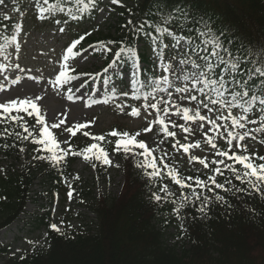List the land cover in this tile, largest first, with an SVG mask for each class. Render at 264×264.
Here are the masks:
<instances>
[{"label":"trees","instance_id":"1","mask_svg":"<svg viewBox=\"0 0 264 264\" xmlns=\"http://www.w3.org/2000/svg\"><path fill=\"white\" fill-rule=\"evenodd\" d=\"M53 2L58 7L70 4L73 11L77 8L83 10V18L80 19L78 13V18L70 19L68 26L86 20L93 21L96 17L95 9L103 5L104 0H95V6L91 3H77V0ZM185 2L194 14L210 17L216 28L234 35L238 45L243 44L246 52L264 51V0ZM120 3L122 6H114L117 16L108 31L90 35L85 31L73 33V40L84 37L77 45L75 55L88 45H95L100 49L108 45L113 52L101 56L106 65L121 41L131 43V33L122 26L129 19L133 22L140 19L152 0H120ZM51 22L56 24L54 20ZM21 24L17 18L5 19V16L0 15V53L15 43L17 35L22 31ZM112 41L116 44H111ZM149 52H152L150 42L145 41L138 49L137 60L148 64ZM121 62L126 66L131 65L126 59ZM143 76L152 78L151 72L145 69ZM27 121L31 123V118L28 117ZM14 127L0 123V153L20 157V149L25 147L28 139H21L24 135L18 136ZM114 131L135 135L120 128ZM109 133L111 132L101 135L104 137L103 141L95 140V143L108 155L118 158L122 164L120 173L123 184L118 194L93 196L73 175L72 166L79 156L68 155L59 165L54 166L48 160L34 158L47 155L37 152L35 146L30 147V165L22 166L19 171L0 173V230L24 214L37 180H40L43 187L48 186L51 190L72 188L78 197V204L94 216L91 222L82 223L78 228L69 227L70 224L65 223L60 228L62 235L51 229L53 223L48 212L36 215L33 217L35 227H43L46 231L45 248H33L19 258L9 257L5 264H264V198L256 193L233 194L216 189V193L224 196L231 207L216 201L212 193L206 192L212 197L207 216H202L193 205L188 204L181 210V218L178 219L173 212L177 206L173 201L178 200L181 189L167 174L168 169L160 163L161 160H155L160 175L150 178L145 172L150 173L151 168L137 167L145 162V158L131 154L126 156L123 151H115L116 140L123 137H113ZM136 139L141 141L140 136ZM163 161L168 165V161ZM168 168H171L170 165ZM177 174L181 178L199 176L206 180L212 173L179 171ZM225 177L232 179L236 187L247 188V184L242 185L227 170L223 176L217 177V182L223 183ZM164 185L173 194L167 199H163L165 194L160 192ZM183 191L187 194L190 189ZM153 193L161 195L162 200L155 201ZM170 210V220L161 223L164 219L161 216ZM166 226L174 228L180 239L179 246L169 247L165 244ZM0 252L4 251L0 249Z\"/></svg>","mask_w":264,"mask_h":264},{"label":"snow or ice","instance_id":"2","mask_svg":"<svg viewBox=\"0 0 264 264\" xmlns=\"http://www.w3.org/2000/svg\"><path fill=\"white\" fill-rule=\"evenodd\" d=\"M4 2L5 0H0V5ZM111 2L117 4L119 0H111ZM77 3H91L95 6V0H77ZM78 13L79 18L82 19L83 10L81 8L73 11L70 4L58 7L53 0H42L37 18L54 20L57 25H67L70 19L78 18ZM5 19H9V17L5 16ZM122 27L128 28L131 33V43L120 42L119 48L114 52L112 62L104 71L108 72L109 69H113L121 60L126 59L131 62L134 69L131 74L133 99H142L145 111L152 109L157 112L156 119L144 129V132H151L152 124H159L166 137L176 135L174 132L168 131V125L159 115L160 105L163 104L165 117L179 116L185 123L200 121L201 129L205 124L209 125L208 131L213 133V136H208L205 133V140L213 149H216L215 155L221 158L213 159L211 163L215 167L209 169V164L205 162V159L196 156L189 157L190 162L196 161L205 169L210 170L212 174L206 180H202L199 176L181 178L161 159L160 163L168 169L167 174L181 189L180 197L173 201L177 205L173 209L177 218H181L180 212L188 204L193 205L202 216H207L212 197L208 196L206 192L212 193L216 201L231 207L224 196L216 193V189L233 194L242 192L245 195H251L256 193L264 198V155L238 154L237 151H232L233 141H236L235 148L240 153H247V147L241 144V141L252 136L254 132H264V51L246 52L243 44L238 45L234 35H229L227 30L216 28L210 17L194 14L185 0H152L140 19L136 22L129 19L127 24ZM59 31L63 33L65 28L59 27ZM87 34L90 35V33ZM83 39L84 37L81 36L66 47V54L63 57L65 61L69 58L68 54L75 55L77 45ZM145 41L150 42L151 51L156 57L153 67L160 70L159 78H156L155 73L151 79L140 78L144 69L136 61L138 49ZM110 43L116 44L115 41ZM104 52L112 53L113 49L105 45ZM70 79L66 76L65 71L61 70L56 75L54 84L62 88ZM121 95L127 97L130 93L121 90ZM165 95L167 99L164 98ZM36 99L39 100L41 97L37 96ZM68 99L74 100V97L68 96ZM80 99H83V96ZM183 101H187L189 106H181ZM193 104L194 108L191 107ZM127 106L124 103L118 105L121 109ZM234 109L238 110L235 115L233 114ZM254 109L260 114L259 119L250 118ZM204 110L207 115L201 114ZM11 111H23L29 117L35 116V123L40 126L38 136H34L31 142L39 146L36 149L37 152L47 153V155L34 158L48 160L57 166L68 155L82 156L83 159L88 160L91 158L90 153L98 152L99 154L95 156L96 159L102 158L104 163H110L108 154L97 143L88 145L80 152L73 151L69 142L70 138L76 135L77 130L89 127V124H77L63 129L70 134V137L69 140L63 142L68 147L62 148L53 130L60 129L65 120L47 123L44 116L40 114L37 103L28 99L11 100L8 103L0 104V112ZM129 114L135 117L140 115V111L133 107ZM0 119L3 117L0 116ZM12 119L22 120L23 117L17 116ZM255 124H259L260 127H248V125ZM180 127L185 133L191 131V128L185 127L183 124ZM221 128L227 133L226 137L220 132ZM24 131L28 132V128L24 127ZM17 135L19 136V133ZM84 135L90 136L88 132H85ZM109 135L123 137V139L116 140L115 151H123L126 156L129 154L143 156L145 162L137 167L151 168L150 173L145 172L150 178L160 175L155 157L151 155L152 150L143 141L136 139L140 135L139 132L130 136L127 132L112 131ZM216 135L226 139L228 151H221L217 148L214 139ZM29 136H32L31 132H28L27 136H22L21 139L27 140ZM90 138L96 141L104 139L103 136H90ZM252 138L255 139L254 136ZM178 143L179 141H177ZM177 144H173L172 147L176 148ZM199 147V141L195 144L180 145L185 153H188L192 148ZM137 149L141 151L137 152ZM226 161H231V163H226ZM236 165L240 167L237 168ZM225 170L242 185L247 184V188L236 187L232 179L227 177L223 183L217 182V177L223 176ZM76 178L78 179V177ZM184 189H190V192L185 194ZM160 192L165 194L163 199L173 195L169 192L167 185L162 186ZM71 195L70 191L69 196L71 197ZM153 198L157 202L162 200L161 195L156 193H153ZM50 227L53 231L61 232V229L55 224ZM181 228L183 229V225ZM61 234L63 235L62 232Z\"/></svg>","mask_w":264,"mask_h":264},{"label":"rangeland","instance_id":"3","mask_svg":"<svg viewBox=\"0 0 264 264\" xmlns=\"http://www.w3.org/2000/svg\"><path fill=\"white\" fill-rule=\"evenodd\" d=\"M35 1L5 0L4 4L0 5L2 15L17 18L22 23V31L17 36L15 43L0 56V104L8 103L11 100L28 99L37 103L40 114L44 116L47 123L65 120L60 129L53 130L62 148L68 147L63 142L69 140L70 137V134L63 129L77 124H89V127L77 130L76 135L70 138L69 142L73 151L82 150L84 143L92 144L94 140L90 136H98L110 131L113 127H125L130 131H141L143 142L152 150V157L157 153L170 156L175 170L178 168L184 170L200 168L198 162L189 161L190 156H196L205 159V161L221 159L215 155L216 149H213L209 144L192 148L188 153L183 152L180 145L195 144L202 138L203 140L200 142H206L205 133L208 136H213V133L208 131L210 126L207 124L201 129L200 121L185 123L179 116L165 117L163 104L160 105L159 115L164 118L168 129L172 128L176 134L167 140L171 143V147L179 141L176 148L172 147L173 154L166 150V142L163 140L166 137H164L159 124H152V131L144 132V129L156 119L157 112L152 109L145 111L142 106L143 103L134 104L131 95V74L134 69L126 71L115 66L105 72L102 67V59L98 56L99 49L95 46L86 48L77 58L69 56L67 61L63 59L66 54L67 42L73 30H86L94 34L101 31L106 32L110 25H113L117 15L111 0H106L104 6L98 10L96 19L92 24L84 22L74 29L65 27L63 33L50 21L46 20L45 22L37 18V9L34 7ZM61 70H64L66 76L71 78L62 88L54 84L55 77ZM120 74L121 77L119 78ZM115 90L117 93L113 92ZM121 90L129 92L130 95L124 97L121 92L118 93ZM37 96L41 99L37 100ZM68 96H73L74 100H69ZM81 96L83 99H80ZM164 98L167 99V96L165 95ZM174 99H176L175 96ZM121 103L128 105L125 110L118 107ZM181 106L189 105L187 101H183ZM133 107L139 109L140 115L134 117L129 114ZM191 107L194 108V104ZM8 113H13L11 119L15 116L27 117L23 111ZM8 113L0 112V116ZM201 114L205 115L203 111ZM21 121L24 122V118ZM14 122L17 121L14 120ZM17 123L19 135L27 136L28 132L35 129L34 136H38L40 126L35 122L22 125L20 122ZM181 124L191 128V131L185 133L180 127ZM24 127L28 128V132L24 131ZM85 132H88L90 136H85ZM220 132L226 137L227 133L223 128L220 129ZM29 137L31 138V136ZM214 139L215 143L224 142L228 145L226 139L221 138L220 135H216ZM73 142L75 144H72ZM235 144L236 142L233 141V150L237 151L238 154L250 155L254 153L259 156L263 154V146L258 143H244L243 145L247 147V153H240L235 148ZM30 145L39 147L28 142L23 148L24 150H20V157L0 153V171L15 172L19 171L22 166L30 165L32 163ZM90 154V159L85 160L82 157L73 166V174L80 179L81 186L90 190L95 197L108 193L118 194L123 184L120 173L121 163L110 156L108 157L110 163L106 164L102 158L93 159V154ZM70 191L68 189L58 192L51 191L48 187H43L38 180L26 205V214L7 230L0 232V248L6 249L11 257H18L30 250L31 247H44L45 232L42 229H36L34 226L32 228L31 216L47 209L57 227H60L64 221H69L72 227L76 228L82 222L79 216L83 218L84 223L91 222L93 216L86 213L83 208L77 207L75 194L71 191L70 197ZM40 195L46 196V199L42 200ZM170 216L171 210L161 217L169 219ZM165 231V244L169 247L179 246V237L174 230L167 227ZM7 258L0 252V264H5Z\"/></svg>","mask_w":264,"mask_h":264}]
</instances>
